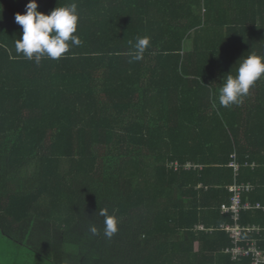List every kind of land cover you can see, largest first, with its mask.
Here are the masks:
<instances>
[{"label":"trees","instance_id":"1","mask_svg":"<svg viewBox=\"0 0 264 264\" xmlns=\"http://www.w3.org/2000/svg\"><path fill=\"white\" fill-rule=\"evenodd\" d=\"M28 2L0 0L2 261L251 264L226 253L222 209L235 183L264 208V75L239 105L218 93L241 57L264 56V0H36L77 3L82 41L40 64L15 49ZM138 36L150 45L129 63ZM239 225L264 253V211Z\"/></svg>","mask_w":264,"mask_h":264},{"label":"clouds","instance_id":"2","mask_svg":"<svg viewBox=\"0 0 264 264\" xmlns=\"http://www.w3.org/2000/svg\"><path fill=\"white\" fill-rule=\"evenodd\" d=\"M25 7L24 14H15V22L22 27L21 37L15 41L18 54L40 64L42 59H59L69 52L71 46L82 44L79 36L74 34L79 19L77 3L55 7L48 14L37 10L36 0H29ZM129 45V63L140 61L150 45V37L138 36L134 43L129 41ZM238 61L235 74L230 71L223 77L218 93L221 107L241 104L250 87L264 75V56L251 52ZM99 215L104 217L103 234L111 238L118 230L115 215H110L107 208L100 209ZM89 231L93 235L99 234L94 224L89 226Z\"/></svg>","mask_w":264,"mask_h":264},{"label":"built area","instance_id":"3","mask_svg":"<svg viewBox=\"0 0 264 264\" xmlns=\"http://www.w3.org/2000/svg\"><path fill=\"white\" fill-rule=\"evenodd\" d=\"M231 167L235 169V172L238 171L239 167L231 163ZM191 167V166H190ZM251 190L250 184H237L235 183L229 189L232 194L231 204L229 206L223 207V215L231 216L233 225L221 227V231L225 232L230 236L232 241V248L226 253L231 255L232 260L238 261L242 258H252L251 264H264V253L257 249V244L253 240H244V234L251 235L253 233H258V229L255 227L242 228L239 225L242 212L249 211H264L259 204L252 205L247 202L243 204L242 198L245 193ZM203 230V228H200Z\"/></svg>","mask_w":264,"mask_h":264},{"label":"rangeland","instance_id":"4","mask_svg":"<svg viewBox=\"0 0 264 264\" xmlns=\"http://www.w3.org/2000/svg\"><path fill=\"white\" fill-rule=\"evenodd\" d=\"M4 254H6L5 247L0 245V256H2ZM3 262H4V264H6L7 261L5 259H4V261H2V258L0 257V264H3Z\"/></svg>","mask_w":264,"mask_h":264}]
</instances>
